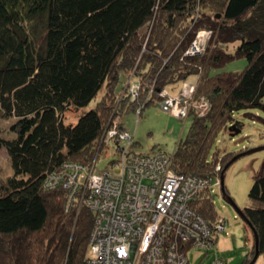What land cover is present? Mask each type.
I'll return each mask as SVG.
<instances>
[{
  "label": "trees",
  "instance_id": "obj_1",
  "mask_svg": "<svg viewBox=\"0 0 264 264\" xmlns=\"http://www.w3.org/2000/svg\"><path fill=\"white\" fill-rule=\"evenodd\" d=\"M201 32H212L214 46L192 53ZM238 59L245 69L226 71ZM182 85L193 87L192 103L210 107L190 117L173 169L213 177L219 173L209 156L220 128L237 112H264V0H0V119L15 120L11 138L0 134L13 169L0 178V264H86L96 212L87 191L66 186L68 167L99 161L118 115L139 119L153 104L173 115L163 107ZM211 194L204 190L191 206L215 224ZM249 200L242 212L260 257L264 164ZM200 250L211 248H191L188 264ZM255 254L253 243L242 264ZM216 260L229 264L219 257L208 264Z\"/></svg>",
  "mask_w": 264,
  "mask_h": 264
},
{
  "label": "rangeland",
  "instance_id": "obj_2",
  "mask_svg": "<svg viewBox=\"0 0 264 264\" xmlns=\"http://www.w3.org/2000/svg\"><path fill=\"white\" fill-rule=\"evenodd\" d=\"M208 12L212 13L213 11L210 8ZM214 42L212 32H201L197 37L192 53H208L209 47H213ZM234 48V45H230L228 52H233ZM246 66V59H238L229 63L225 69L226 71L241 73ZM134 81H138V79L131 80V82ZM192 88L193 87L190 88L189 85H182L177 92H170V94L176 98L174 99L176 100L174 103L177 102V105H173L172 107V114L174 116L164 112L159 106L161 104H153L148 107L139 119L137 113H131L125 116L118 115L116 126L109 130L113 132L114 135L109 139V133L108 136H106L109 141H103L100 144L102 155L99 161L97 160L91 167H84H86L89 172L96 174H100L107 168H114L115 171L116 167L110 164L112 161L122 159V162H128L126 158L132 156V154H129L131 153L130 150L135 152V150L139 149V151L146 153L147 156L151 154L150 156L153 157H143V161L145 162L136 163V170L139 171L143 169V171L146 172L149 169V172H154L155 170L168 167L170 170L174 171V155L172 154L175 152L178 142L181 139H185L189 133L193 121L190 117L195 113L203 117L207 114L210 107L206 100L199 104L192 103L193 100L195 101L194 98L196 94ZM94 106L95 101L90 104L88 109ZM83 111H87V109ZM83 111H80V115ZM68 117L71 118V120L72 118L76 120L74 118H77V115L74 117V114H71ZM258 117L264 119V112L253 110L235 113L234 121L228 126L224 125L221 127L220 133L215 139V144L209 159L216 162L213 166H215V172L219 174L213 177L204 176L199 178L201 184L202 182L204 185L207 184L208 187L206 190L212 193L211 196L215 213L217 217H219L218 220L222 219L225 221L226 230L221 232L218 235L219 237L217 236L216 245L211 248L208 254L205 255V250L192 251L190 257L192 264H208V262L215 257L223 258L229 261V264H242L246 259V255L251 251L252 244H255L253 233L245 226V223L240 218L235 208L225 200V196H228L240 210H244L251 205L249 192L252 188L254 177L260 174L264 164V150L241 157L232 164L225 173L224 186L222 184V176L226 166L233 158L253 149L264 147V121H261ZM14 123V119H0V134L3 135L4 138L9 139L13 136L11 127ZM235 123H240L242 126L241 132L236 135L234 130L235 126L233 125ZM120 124H123V126L120 127ZM125 133H131L134 137V139H132V145L121 144ZM135 141L137 143H135ZM162 152L167 154L165 155ZM142 155L145 156V154ZM223 158L224 162L222 160ZM225 163L228 164L223 168L222 165H225ZM12 174L13 169L10 156L6 149L1 148L0 178L7 179L12 176ZM186 176L192 177L189 174ZM81 182L82 181L78 178L73 179V184H80ZM223 187L226 188L225 193L223 192L225 189ZM203 192L204 190L202 189L199 194ZM189 209L196 217H201L202 220L207 222L210 221L193 208L189 207ZM256 264H264L263 255L258 258Z\"/></svg>",
  "mask_w": 264,
  "mask_h": 264
},
{
  "label": "built area",
  "instance_id": "obj_3",
  "mask_svg": "<svg viewBox=\"0 0 264 264\" xmlns=\"http://www.w3.org/2000/svg\"><path fill=\"white\" fill-rule=\"evenodd\" d=\"M175 101L168 100L163 109L172 111ZM113 135L110 132L109 138ZM122 143L132 145L128 133ZM130 152L128 162L121 159L113 164L115 171L96 174L84 166L68 167L72 173L66 186L75 192L87 191L85 203L96 212L86 264H188L191 248H212L226 230L225 221L207 222L189 209L207 184L168 167L138 171L136 163L153 156ZM75 178L82 182L73 184ZM213 264L225 263L216 260Z\"/></svg>",
  "mask_w": 264,
  "mask_h": 264
},
{
  "label": "water",
  "instance_id": "obj_4",
  "mask_svg": "<svg viewBox=\"0 0 264 264\" xmlns=\"http://www.w3.org/2000/svg\"><path fill=\"white\" fill-rule=\"evenodd\" d=\"M234 130H235V135L236 134H239L241 131L236 129V127H234ZM234 135V136H235ZM264 150V147H261V148H256V149H253L251 151H248L246 153H243L235 158H233V160L226 166L225 168V172L223 173V176H222V184L224 185V178H225V173L226 171L228 170V168L234 164L238 159H240L241 157H244V156H247V155H251L253 153H256V152H259V151H262ZM225 200L230 204L232 205L236 212L238 213V215L240 216V218L247 224V226L251 229L252 233H253V236H254V239H255V248H256V254L253 258V260L251 261L250 264H255L257 259L259 258V253L257 251L258 249V237H257V234H256V231L254 230L253 226L251 225V223L248 221V219L246 218V216L244 215V213L242 212V210L238 209L237 206L235 205V203L228 197V196H225Z\"/></svg>",
  "mask_w": 264,
  "mask_h": 264
},
{
  "label": "bare ground",
  "instance_id": "obj_5",
  "mask_svg": "<svg viewBox=\"0 0 264 264\" xmlns=\"http://www.w3.org/2000/svg\"><path fill=\"white\" fill-rule=\"evenodd\" d=\"M130 137H131V136H130ZM121 148H122V147H121ZM121 148H120V149H121ZM131 149H132V148H131ZM133 153H134V152H133ZM125 154H126V153H125ZM125 154H124V155H125ZM129 154L131 155V153H129ZM126 155H127V154H126ZM92 170H93V169H92ZM66 177H68V176H66ZM65 179H66V178H65ZM68 179H69V178H68ZM65 181H66V180H65ZM179 191H180V187H179V189H178V192H179Z\"/></svg>",
  "mask_w": 264,
  "mask_h": 264
}]
</instances>
